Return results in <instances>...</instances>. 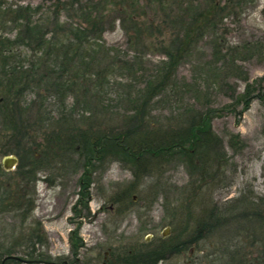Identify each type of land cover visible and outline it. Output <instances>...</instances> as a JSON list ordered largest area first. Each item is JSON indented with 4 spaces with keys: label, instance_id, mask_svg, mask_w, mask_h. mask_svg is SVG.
<instances>
[{
    "label": "rangeland",
    "instance_id": "obj_1",
    "mask_svg": "<svg viewBox=\"0 0 264 264\" xmlns=\"http://www.w3.org/2000/svg\"><path fill=\"white\" fill-rule=\"evenodd\" d=\"M1 1L12 7L41 5L36 18L52 17L57 3ZM117 1L111 0L107 7ZM233 1L222 0L220 9L208 14L210 23L198 51L177 67V78L191 83L193 89L169 91L151 103L156 126L166 130L177 126L173 123L177 118L188 121L191 116H206L211 130L202 136L199 154L154 160L148 165L150 177H141V163L136 167L123 159L93 160L94 166L86 167L82 180L85 148L56 155V150L44 145L34 146L38 164L31 173L19 169V161L0 172V253L11 248L10 255L20 260L8 264H103L106 252L131 264L134 249L159 244L166 256L158 264H264V0L245 5ZM111 9V16H106L115 23L106 25L104 46L132 69L115 68L105 76L107 83L101 90L84 94L95 104L96 96H91L98 95V103L86 109L81 104L71 115L68 126L80 131L88 127L83 117L100 119L101 108L106 110L101 127L122 129L118 116L128 107L125 99L153 74L164 57L160 47L170 45L177 28L154 24L147 30L150 41L134 43L121 27L117 8ZM58 14L64 23L71 13L63 9ZM247 91L250 99L245 105L240 97ZM23 98L38 103L43 99L53 116L59 111L51 94L38 97L27 90ZM72 99L70 94L68 103ZM11 132L0 123L1 165L7 155L18 159L12 152L2 153L12 145ZM132 185V200L127 202L122 192ZM117 196L122 201H113ZM210 223L213 226L204 227ZM42 234L45 243L37 242L34 257L27 258L31 247L26 240ZM72 236L82 243L72 245ZM16 241L19 244L12 246ZM176 241L188 242L187 249L173 253L163 245ZM189 241L195 243L189 245ZM4 257L0 256V264Z\"/></svg>",
    "mask_w": 264,
    "mask_h": 264
},
{
    "label": "trees",
    "instance_id": "obj_2",
    "mask_svg": "<svg viewBox=\"0 0 264 264\" xmlns=\"http://www.w3.org/2000/svg\"><path fill=\"white\" fill-rule=\"evenodd\" d=\"M56 1L52 17L43 15L36 18L34 13L40 10L41 5L12 7L5 6L0 0V123L2 129L12 130V139H9L12 145L2 150V153L16 154L19 169L25 168L31 173L38 160L34 146L44 145L48 150H56V155L77 151L78 146L83 147L86 151L83 159L86 162L82 180L86 177V167H91L93 160L104 162L106 159H123L136 167L141 163V177H150L153 173L148 165L154 160L167 161L176 156L198 155L199 148L203 147L202 136L209 135L211 130L206 116L201 114L198 119L191 116L188 121L179 116L173 122L177 126L166 130L156 126L158 123L151 115V103L169 91L174 94L178 90L193 89L191 83L177 78V67L192 56V52L198 51V45L208 30L204 29L210 23L208 14L218 6L220 9L222 0L113 2L112 7L120 13L118 19L129 41L133 39L134 43L140 44L150 41L151 34H147V30L153 28L154 24H171L177 28L172 33L174 38L170 40V45L160 47L159 51L164 57L156 63L153 74L145 79L144 86L125 99L128 107L118 116L122 129L117 130L115 126L103 129L100 124L104 123L106 110L100 107L102 110L98 109V112L103 113L100 119L89 121L83 117L86 118L83 120L84 125L88 126L85 131L68 126L71 115L79 105L82 104L85 109L92 104L97 105L98 95L91 96H96L95 104L92 102L94 99L91 101L84 94L90 90H101L103 84L107 83L105 76L109 77L115 68H132L128 63L122 65L118 62L113 49L104 46L102 34L106 25L114 26L115 23L114 18L111 20L106 16H111L109 12L112 7H107L111 0ZM233 2L245 5L253 0ZM63 9L71 13L64 23L60 22L58 14ZM159 34L162 32L159 31ZM27 90H32L38 97L51 94L59 103L57 115L53 116L46 110L43 99L39 103L35 99L25 101L23 96ZM70 94L74 95L75 101L72 99L68 103ZM248 95L247 91L240 97L245 105L250 99ZM187 162L190 164L192 161ZM3 171L0 164V172ZM135 176L137 178L138 174L135 173ZM133 189L132 185L122 192L127 202L132 200L130 194ZM120 196L113 201H122ZM261 218L262 213L259 220ZM204 227H211V223ZM192 241H189V245ZM26 242L31 248L25 256L31 258L34 257L35 244L45 243V236L42 234ZM81 243V240L72 236V245ZM18 244L16 241L12 246ZM187 244L176 241L171 246L167 243L163 245L173 253H180L187 249ZM159 246L134 249L130 263L157 264L166 256ZM11 253V248H6L0 256L7 257ZM17 260L7 258L4 264Z\"/></svg>",
    "mask_w": 264,
    "mask_h": 264
},
{
    "label": "water",
    "instance_id": "obj_3",
    "mask_svg": "<svg viewBox=\"0 0 264 264\" xmlns=\"http://www.w3.org/2000/svg\"><path fill=\"white\" fill-rule=\"evenodd\" d=\"M17 161H18L17 157L13 156V154H12V155H7V156H5V157L2 159V166H3V168H4L5 170H9V169H11L12 167H14L15 164H17ZM7 258H18V259H19V257L16 256V255H9V256H7V257L5 256V257L2 259L1 264H4V262L7 260Z\"/></svg>",
    "mask_w": 264,
    "mask_h": 264
},
{
    "label": "flooded vegetation",
    "instance_id": "obj_4",
    "mask_svg": "<svg viewBox=\"0 0 264 264\" xmlns=\"http://www.w3.org/2000/svg\"><path fill=\"white\" fill-rule=\"evenodd\" d=\"M218 221V220H217ZM217 221H216V223H217ZM210 225V224H209ZM207 226H208V224H207ZM211 226H213V224L211 223ZM204 231V230H203ZM208 231V230H207ZM162 237H164L163 235H162ZM225 250V249H224ZM232 253V252H231ZM233 254V253H232ZM104 258L105 259H107V261H104L103 262V264H120V262H121V264H124L125 262L123 261V258H121L120 256H119V258L117 259V260H115V256H113L112 254H111V256H108V252H106V254H105V256H104ZM160 261H158V263H159ZM157 263V264H158ZM240 264H243V261L240 263ZM244 264H246V263H244ZM248 264V263H247ZM249 264H253V262H249Z\"/></svg>",
    "mask_w": 264,
    "mask_h": 264
}]
</instances>
